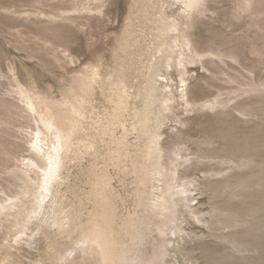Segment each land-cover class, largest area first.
Returning a JSON list of instances; mask_svg holds the SVG:
<instances>
[{
	"label": "rangeland",
	"instance_id": "1",
	"mask_svg": "<svg viewBox=\"0 0 264 264\" xmlns=\"http://www.w3.org/2000/svg\"><path fill=\"white\" fill-rule=\"evenodd\" d=\"M187 5L0 0V264H58L44 219L94 168L108 164L134 206L133 175L119 173L110 152L124 124L130 171L143 144L132 125L152 100V55L171 22L191 99L178 87L168 146L185 155L191 203L206 214L190 219L175 264H264V0Z\"/></svg>",
	"mask_w": 264,
	"mask_h": 264
},
{
	"label": "bare ground",
	"instance_id": "2",
	"mask_svg": "<svg viewBox=\"0 0 264 264\" xmlns=\"http://www.w3.org/2000/svg\"><path fill=\"white\" fill-rule=\"evenodd\" d=\"M173 1L185 3L181 13L186 12L190 0ZM177 31V23L166 24L165 34L169 35L162 43L164 47L157 48L152 55V100L146 104L144 112L139 109L142 114L139 119L135 117L138 125L131 124L143 141L138 159L129 157V171L128 130L124 124L123 135L117 138L116 148L110 152V160L118 172L133 175L134 206L128 208L125 198L116 192L108 164L92 169L87 181L82 183L84 186H78V191L74 192V199L61 203L59 208L51 207L44 219L59 242L58 264H171L172 261L175 264L179 262L178 251L193 233L190 219L200 222L206 215L193 208L198 201L191 203L195 195L192 196V189L185 182V155L181 148H176V143L168 146L173 132H178L171 124L175 120L167 114L180 104L176 95L178 87H183L180 91H185L191 99L187 83L190 71L178 52L175 54ZM174 69H178V79L172 76ZM176 81L179 85L174 90ZM22 159L26 160L25 166L31 161L30 157Z\"/></svg>",
	"mask_w": 264,
	"mask_h": 264
}]
</instances>
